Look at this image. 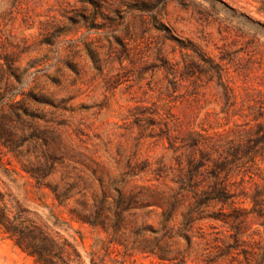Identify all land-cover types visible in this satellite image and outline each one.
Returning a JSON list of instances; mask_svg holds the SVG:
<instances>
[{"label": "rangeland", "instance_id": "1", "mask_svg": "<svg viewBox=\"0 0 264 264\" xmlns=\"http://www.w3.org/2000/svg\"><path fill=\"white\" fill-rule=\"evenodd\" d=\"M10 87L0 99V112L12 116V143L0 141L10 214L40 227L69 264H172L141 252L146 242L133 231L145 223L153 237L161 208L126 212L111 255L110 234L88 216L103 198L147 200L177 186L171 141L181 145L194 132L244 146L256 136L264 122V0H0V90ZM243 154L238 183L251 165ZM28 169L46 173L43 183ZM54 188L67 194L63 202ZM262 222L250 215L246 239L262 238ZM216 224L224 236L226 226ZM192 240L185 264H203L201 240ZM170 242L187 247L184 237ZM217 263L247 264L236 251ZM0 264L38 263L0 227Z\"/></svg>", "mask_w": 264, "mask_h": 264}, {"label": "trees", "instance_id": "2", "mask_svg": "<svg viewBox=\"0 0 264 264\" xmlns=\"http://www.w3.org/2000/svg\"><path fill=\"white\" fill-rule=\"evenodd\" d=\"M8 91L13 93L11 87L0 90V99L6 97ZM11 121L10 113L0 112V141L4 145L12 143ZM256 132V136L249 139L244 146L232 139H211L202 133L194 132H190L181 145L171 141V148L178 152V167L173 178L177 186L167 185L164 191L152 195L147 200L126 198L123 193L111 203L103 198L96 205L95 211L88 216L93 226L99 225L110 234V239L104 247L106 255L115 251V243L122 244L121 240L116 239V234L126 227L125 213L135 208L145 210L155 205L161 208V215L159 226L153 230V237L146 236L148 224L141 223L133 228L136 236L146 242L144 246H139V250L147 256H157L161 262L185 264L186 252L193 246L192 238L196 235L201 240L199 244L203 246L199 254L203 264L217 263L226 255H233L235 251L238 254L243 253L247 264H264V234L258 240L246 239V236L250 235L246 232L250 215L256 214L264 218V182L255 180V175L261 180L264 179V169L261 166V160L264 161V122L257 123ZM242 151L246 157L243 163L251 162V165L238 183L232 181V177L236 173L235 166ZM145 167L146 165L139 167V171H143ZM28 171L39 184L43 183L47 175L38 169ZM136 171V166H132V174H137ZM159 171L160 177H167L163 174V167ZM248 182L255 185L251 192L247 190ZM54 191L56 192L55 188ZM66 195L56 192L60 202L64 201ZM246 199H249L250 207L244 204ZM3 200L4 195L0 192V227L6 234L14 238L24 251L34 256L38 264H69L59 254L60 248L40 227L35 224L23 225L21 216H12ZM217 205L221 206L212 209ZM182 206L185 208L181 215L177 216L176 212ZM216 222L226 226V232H222L224 236L220 235ZM207 225L214 230L207 231ZM262 225L264 226V222ZM123 234L125 235V231ZM175 237H184L187 247L174 248L170 240ZM92 264H97L94 258Z\"/></svg>", "mask_w": 264, "mask_h": 264}]
</instances>
